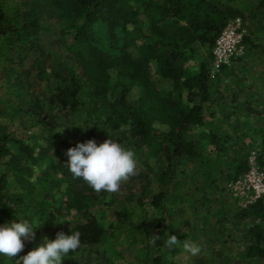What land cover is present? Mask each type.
I'll return each mask as SVG.
<instances>
[{"label":"trees","instance_id":"1","mask_svg":"<svg viewBox=\"0 0 264 264\" xmlns=\"http://www.w3.org/2000/svg\"><path fill=\"white\" fill-rule=\"evenodd\" d=\"M263 9L264 0H0V79L8 95L18 102L11 107L13 116L27 108L23 113L28 114L27 123L53 133L60 117L69 121L84 115L87 140L94 139L92 128L99 126L107 139L147 150L151 164L142 172L136 170L129 180L145 182L142 196L151 193L155 183L158 191L151 196V205L157 215L133 223L128 211L111 212L114 224L126 220L129 232L144 240L151 238L154 252L146 254L143 264H176L169 257L178 248H166L164 241L175 235L183 242L188 222L174 228L166 213L170 204L183 206L188 201L197 209L198 200L186 192L193 162L202 191L211 187L216 175L234 181L249 169L247 152L226 145L204 129L205 106L222 76L232 75V69L227 72L228 67H222L215 78L210 77L216 38L228 21L240 18L248 33L245 47L259 50L252 36L262 28L264 15L255 22V30L247 22ZM98 23L121 29L120 54L108 55L91 44L92 28ZM46 40L64 47L78 74L66 68L50 70ZM198 53L202 58L194 62ZM153 73L160 78L161 89L152 80ZM83 87L87 88L88 104L81 99ZM135 87L139 95L130 101ZM28 91L33 98L24 103L23 92ZM41 139L45 144L39 140L28 143L9 125L0 127V226L26 219L34 233L42 232L49 240L60 231L70 234L69 228L78 230L81 245L62 264H133L120 262L121 252L105 248L106 242L113 244L107 237L114 235L116 227L109 224L106 228L105 216L99 211L111 205V199L105 202L110 193L93 191L68 170L65 153L77 143H71L67 135L60 142L48 136ZM259 163L264 175V151ZM169 182L170 191L165 189ZM71 211L79 215L76 221L57 224L67 220ZM236 217L238 222L250 221L244 257L249 263L264 264V195L240 209ZM214 226L224 230L218 220ZM219 234L215 233L214 242H219ZM24 245L13 260L0 256V264H15L36 242L24 240Z\"/></svg>","mask_w":264,"mask_h":264},{"label":"rangeland","instance_id":"2","mask_svg":"<svg viewBox=\"0 0 264 264\" xmlns=\"http://www.w3.org/2000/svg\"><path fill=\"white\" fill-rule=\"evenodd\" d=\"M8 15H11L10 7H6ZM246 16L248 13L246 11ZM261 15H264V9L257 11L254 17H250L248 26L257 29L255 22ZM50 29L54 26L47 23ZM256 27V28H255ZM124 34L117 26L109 27L105 24H95L92 28L91 44L103 53L108 55H118L122 51ZM252 40L258 45L259 50H250L246 45L245 57L229 66L227 72L232 69V75L222 76L216 83L217 91L211 95L210 101L205 106L206 120L204 129L214 132L226 145L234 146L249 154L248 171L234 181H227L224 176L216 175V181L210 188L202 191L201 179L196 175V166L194 162L191 164L188 177L186 192L192 195V198L198 200L196 202L197 209L190 206L188 201L183 206L170 204L168 209V221L171 226L180 227L182 222L186 220L188 227L184 231V240L194 241L201 245L202 251L200 255L192 256L186 252L182 244L176 245L178 252L169 259L176 264H255L249 263L244 255L248 251V240L245 238V232L250 225V221L238 222L236 217L240 209L246 208L252 204L255 199V191L252 188V182L256 178H261L263 170L260 168L259 155L264 151V22L262 28L254 31ZM72 39L68 38V43ZM50 44V45H49ZM46 45L50 65V70L66 68L72 74H78V68L71 59H67L64 47L57 46L51 42H44ZM128 52L130 50H127ZM248 54H251L247 58ZM51 58V59H50ZM202 58V53L195 55V61ZM1 60V59H0ZM247 60V61H246ZM1 63V62H0ZM48 69V71H50ZM211 70V68H210ZM1 76V69H0ZM152 80L157 84L159 89L162 88L161 80L158 76L152 75ZM43 86V85H42ZM87 88L83 87L81 99L84 104H88ZM139 95V90L133 88L129 95V100H135ZM24 103L30 102L33 98L31 93L23 92ZM39 96V95H38ZM18 102L8 95V89L0 79V127L9 125L11 130L23 138L26 142L39 140L40 144H45L42 137H49L56 142L70 137L71 143H80L88 139L89 131L82 125L86 117L77 115L69 121H65L61 117L53 133L46 131L38 124L30 125L26 122L28 114L24 108L20 116H13V105L18 106ZM27 106V105H26ZM32 126V127H30ZM64 130V131H63ZM63 133H57L62 132ZM92 133L97 144L107 139V133L99 126L92 128ZM132 149L136 153L138 160V171H144L147 164H151V158L145 148L133 149L130 145H123ZM249 172H255L256 178ZM37 173V171H36ZM242 180V181H241ZM241 181V182H239ZM239 182V183H237ZM145 182L141 180L123 183L120 190L112 193L106 198L105 202L111 199V205L104 206L100 209L105 217L104 226L107 228L109 224H114L112 218V209L128 211L130 220L137 223L142 220H151L157 215V211L151 205V196L158 190L155 183L151 185V193L144 196L141 194V188ZM254 185V184H253ZM153 186V187H152ZM169 182L165 188L168 191L172 189ZM154 189V190H153ZM264 193L260 194V198ZM141 201L138 202V199ZM59 199L58 195L56 197ZM193 202V201H192ZM163 213V212H162ZM78 214L71 211L67 220L69 222L76 221ZM219 221L224 230L214 226L215 221ZM66 221V222H68ZM116 229L114 235H108L105 248L107 251L121 252L120 262L143 264L147 253H153L151 238L144 240L141 235L129 232V225L126 220L122 224H114ZM222 231V232H221ZM221 233L219 242H214L217 236L215 233ZM47 237L42 232H35L34 241L36 245L30 246V251L44 243ZM32 241V239H31ZM216 243V244H215ZM34 244V243H33ZM7 264H13L9 261ZM257 264V263H256Z\"/></svg>","mask_w":264,"mask_h":264},{"label":"clouds","instance_id":"3","mask_svg":"<svg viewBox=\"0 0 264 264\" xmlns=\"http://www.w3.org/2000/svg\"><path fill=\"white\" fill-rule=\"evenodd\" d=\"M63 131L57 133L62 134ZM65 155L68 157L66 165L72 176L82 179L97 193H116L123 183L137 174L136 153L111 137L100 144L93 139L77 143L75 147L68 148ZM65 221L68 220H61L57 224ZM34 229L26 219H19V222L13 220L0 226V256L12 260L17 257L25 247L24 240L35 238ZM69 232L70 234L58 232L54 240L45 237L42 245L19 256L15 264H62V260L81 245V233L70 228ZM158 239L159 236H155L152 243ZM180 244L192 256L200 255L202 251L198 243L187 239L181 242L175 235H168L164 241L166 248Z\"/></svg>","mask_w":264,"mask_h":264},{"label":"built area","instance_id":"4","mask_svg":"<svg viewBox=\"0 0 264 264\" xmlns=\"http://www.w3.org/2000/svg\"><path fill=\"white\" fill-rule=\"evenodd\" d=\"M247 34L248 33L246 29L242 26V21L240 18H235L228 21L219 36L216 38L211 51L213 57V63L210 70L211 78H215L216 74H218L222 67H229L233 62L244 55L245 45L243 40L244 36ZM251 174L254 178H256L254 175L256 174L255 172H249L248 175L250 176ZM256 179L257 180L255 182H252V188L256 193L255 199H258L260 194L264 193L263 173H261V178Z\"/></svg>","mask_w":264,"mask_h":264}]
</instances>
